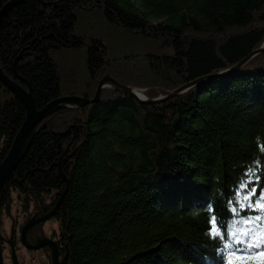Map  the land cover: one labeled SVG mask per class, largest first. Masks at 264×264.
Segmentation results:
<instances>
[{"label": "trees", "instance_id": "1", "mask_svg": "<svg viewBox=\"0 0 264 264\" xmlns=\"http://www.w3.org/2000/svg\"><path fill=\"white\" fill-rule=\"evenodd\" d=\"M263 47L264 0H25L2 19L0 67L38 111L94 100L107 76L149 100L205 81L55 112L0 208L52 213L68 189L67 264H264V52L240 67ZM26 118L0 82V164Z\"/></svg>", "mask_w": 264, "mask_h": 264}, {"label": "water", "instance_id": "2", "mask_svg": "<svg viewBox=\"0 0 264 264\" xmlns=\"http://www.w3.org/2000/svg\"><path fill=\"white\" fill-rule=\"evenodd\" d=\"M24 1L25 0H12L8 4H6L3 10L0 12V25L2 23V19L8 14V12H10L14 7L18 6ZM263 52H264V47L261 50L257 51L256 53L252 54V56H250L249 58H247L240 65V67H242L246 62H248L251 58H253L257 54ZM204 81L205 79H201L192 82L172 92L169 96L165 98L163 97L156 100H149L144 93L139 94L138 90L123 87L119 85L111 77L107 76L101 82L98 93L94 100H87L78 97H64L53 101L48 106H46V108L43 109L42 111H38L36 108L35 101L33 99L32 91L28 92L24 88L19 86L17 83L10 80L3 73L0 67V82H2L9 90H11L17 96L18 99H20V101L24 104L27 111L26 121L23 127L21 128V130L19 131L13 143L11 151L9 152L8 156L4 159V161L0 164V197L8 179L14 173V171H16L19 164L24 159L32 142L33 136L36 133L37 128L44 120L49 118L55 112L61 111L65 108H80L98 103L100 101L102 91L106 89L118 90L122 92L124 95L138 100L142 104H160L180 96L181 94L187 92L192 87L201 84ZM68 187H69V183H68ZM67 191L62 195L53 212L50 215L46 216L45 218L37 221L36 224L50 220L56 214V212L60 208L62 201L64 200L67 194ZM56 264H57V260H56Z\"/></svg>", "mask_w": 264, "mask_h": 264}, {"label": "flooded vegetation", "instance_id": "3", "mask_svg": "<svg viewBox=\"0 0 264 264\" xmlns=\"http://www.w3.org/2000/svg\"><path fill=\"white\" fill-rule=\"evenodd\" d=\"M27 211L17 219L6 220L5 224L0 220V264H56V260L57 264H67L71 237L56 217L36 224L51 211L45 213V208Z\"/></svg>", "mask_w": 264, "mask_h": 264}, {"label": "rangeland", "instance_id": "4", "mask_svg": "<svg viewBox=\"0 0 264 264\" xmlns=\"http://www.w3.org/2000/svg\"><path fill=\"white\" fill-rule=\"evenodd\" d=\"M151 52H152V50H151ZM138 91H140V90H138ZM35 209H37V208L34 206H31L29 208V210L32 212H34ZM1 210H2V213H1L0 220H1L2 224H5L6 220H12L14 218L17 219V218L21 217V215L24 212H26V213L28 212L23 208L22 203H19V201L15 198V195H13L12 198L6 202L5 206H3L1 208ZM37 210H39V209H37ZM48 215H50V214H48ZM48 225L54 226L55 224L53 222H48Z\"/></svg>", "mask_w": 264, "mask_h": 264}, {"label": "snow or ice", "instance_id": "5", "mask_svg": "<svg viewBox=\"0 0 264 264\" xmlns=\"http://www.w3.org/2000/svg\"><path fill=\"white\" fill-rule=\"evenodd\" d=\"M240 243H243V241H241ZM258 246L259 245H257V247ZM234 252H239V253H241V256H243V254L247 252V249L246 248H238V249H234Z\"/></svg>", "mask_w": 264, "mask_h": 264}, {"label": "bare ground", "instance_id": "6", "mask_svg": "<svg viewBox=\"0 0 264 264\" xmlns=\"http://www.w3.org/2000/svg\"><path fill=\"white\" fill-rule=\"evenodd\" d=\"M139 94H142L143 92L142 91H138ZM52 219V218H51Z\"/></svg>", "mask_w": 264, "mask_h": 264}]
</instances>
